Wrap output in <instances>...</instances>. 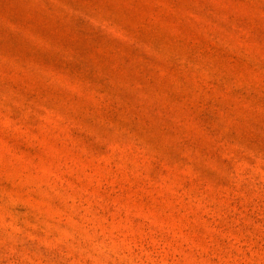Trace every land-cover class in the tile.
I'll return each instance as SVG.
<instances>
[{"label":"rangeland","instance_id":"374dc122","mask_svg":"<svg viewBox=\"0 0 264 264\" xmlns=\"http://www.w3.org/2000/svg\"><path fill=\"white\" fill-rule=\"evenodd\" d=\"M0 264H264V0H0Z\"/></svg>","mask_w":264,"mask_h":264}]
</instances>
